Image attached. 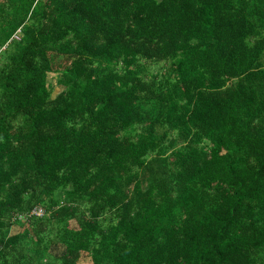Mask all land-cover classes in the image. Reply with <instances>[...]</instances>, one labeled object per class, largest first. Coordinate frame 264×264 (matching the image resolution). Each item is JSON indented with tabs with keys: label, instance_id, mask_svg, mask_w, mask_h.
<instances>
[{
	"label": "trees",
	"instance_id": "trees-1",
	"mask_svg": "<svg viewBox=\"0 0 264 264\" xmlns=\"http://www.w3.org/2000/svg\"><path fill=\"white\" fill-rule=\"evenodd\" d=\"M84 257L264 264V0H0V264Z\"/></svg>",
	"mask_w": 264,
	"mask_h": 264
},
{
	"label": "rangeland",
	"instance_id": "rangeland-1",
	"mask_svg": "<svg viewBox=\"0 0 264 264\" xmlns=\"http://www.w3.org/2000/svg\"><path fill=\"white\" fill-rule=\"evenodd\" d=\"M60 246V245H58ZM61 248V247H60ZM60 248H52L51 251L54 254H59L61 249ZM90 259L88 257L81 258V260L78 262V264H90Z\"/></svg>",
	"mask_w": 264,
	"mask_h": 264
},
{
	"label": "built area",
	"instance_id": "built-area-1",
	"mask_svg": "<svg viewBox=\"0 0 264 264\" xmlns=\"http://www.w3.org/2000/svg\"><path fill=\"white\" fill-rule=\"evenodd\" d=\"M31 214H33V215H35V216H37V217H40V216H43V215H44V211H43L42 208L37 207V208H35V209L31 212Z\"/></svg>",
	"mask_w": 264,
	"mask_h": 264
}]
</instances>
